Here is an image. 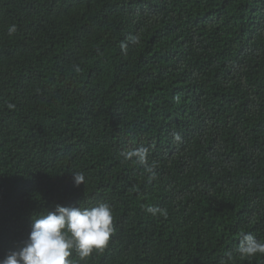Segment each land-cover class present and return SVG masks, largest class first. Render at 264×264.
Returning a JSON list of instances; mask_svg holds the SVG:
<instances>
[{
  "label": "trees",
  "instance_id": "16d2710c",
  "mask_svg": "<svg viewBox=\"0 0 264 264\" xmlns=\"http://www.w3.org/2000/svg\"><path fill=\"white\" fill-rule=\"evenodd\" d=\"M99 202L114 232L74 264H264L236 252L264 241V0H0V260Z\"/></svg>",
  "mask_w": 264,
  "mask_h": 264
},
{
  "label": "clouds",
  "instance_id": "9594fccd",
  "mask_svg": "<svg viewBox=\"0 0 264 264\" xmlns=\"http://www.w3.org/2000/svg\"><path fill=\"white\" fill-rule=\"evenodd\" d=\"M17 31L16 25L8 27L9 35ZM128 40L132 44L139 43V37L130 36ZM121 51L127 54L128 43L121 41ZM79 71V68H76ZM8 107L14 108L9 104ZM174 139L180 141L178 133ZM124 160L134 161L143 166L149 173V179L156 176L155 166L148 164V149L145 147L134 148L122 152ZM76 186L85 184V176L82 172L73 173ZM147 212L156 215L165 214L163 209L148 207ZM113 210L109 203L99 202L95 206H62L56 205L46 214L33 218L31 231L24 246L15 252H11L0 264H74L73 253L80 260H85L93 252L103 251L109 244L114 232ZM236 252L242 259H251L257 254L264 255V241L258 240L252 233H245L240 238ZM232 259V254H227V260ZM221 264H227L222 260Z\"/></svg>",
  "mask_w": 264,
  "mask_h": 264
}]
</instances>
